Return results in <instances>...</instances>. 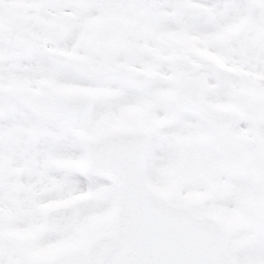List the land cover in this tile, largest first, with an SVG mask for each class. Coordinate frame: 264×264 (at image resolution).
Returning <instances> with one entry per match:
<instances>
[{
	"label": "snow or ice",
	"instance_id": "6c2138e0",
	"mask_svg": "<svg viewBox=\"0 0 264 264\" xmlns=\"http://www.w3.org/2000/svg\"><path fill=\"white\" fill-rule=\"evenodd\" d=\"M0 264H264V0H0Z\"/></svg>",
	"mask_w": 264,
	"mask_h": 264
}]
</instances>
